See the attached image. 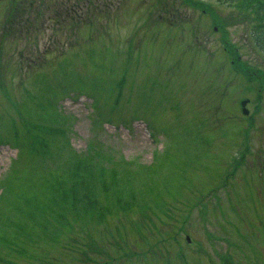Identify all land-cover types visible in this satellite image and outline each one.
Wrapping results in <instances>:
<instances>
[{
	"label": "rangeland",
	"instance_id": "1",
	"mask_svg": "<svg viewBox=\"0 0 264 264\" xmlns=\"http://www.w3.org/2000/svg\"><path fill=\"white\" fill-rule=\"evenodd\" d=\"M252 8L0 0V264H264V48ZM41 141L55 151L33 149ZM105 153L125 160L117 181L104 160L105 182L86 176L94 206L89 194L72 209L64 192L78 183L64 164L74 154L95 170ZM27 195L51 208L24 220Z\"/></svg>",
	"mask_w": 264,
	"mask_h": 264
},
{
	"label": "trees",
	"instance_id": "2",
	"mask_svg": "<svg viewBox=\"0 0 264 264\" xmlns=\"http://www.w3.org/2000/svg\"><path fill=\"white\" fill-rule=\"evenodd\" d=\"M245 2L247 3V1ZM249 2L251 3L253 7L252 8L253 12H255L256 14V22L253 27V29L255 28L254 32L256 33L255 38L258 41V43L262 45V48H264V0H249ZM42 148L45 149L46 152L55 151V148H50L47 144H43V141L35 143V146L33 147V149H36V150H43ZM59 148L60 147H58V150ZM109 156H110L109 153H105L102 156L98 157L97 160L93 164L95 170H93L88 164H86V162H84L85 160H81L80 158L77 157V155H74V154L72 155V158H70L66 162V164H64L62 169H64V171L68 173L70 178L74 179V185L76 182L78 183L77 186L70 187L68 191L64 192L66 197H69L72 194L70 196L73 198L72 203L75 202L74 205L72 206V209H75L76 206L79 203H81L82 199L87 198L89 194L90 195L86 203H88L91 206H94L96 202V194L93 193L92 189H86L85 187L90 183L92 179H94L93 183L101 184L105 182V181H100L102 178H104V172H105V169L107 168L106 162H104V160L111 161V166L107 168L112 177L111 182L117 181V178L115 176H116V173L119 171L118 167H122L123 166L122 161L124 162L125 160L123 158L118 159V160H114V158H112L110 160ZM92 158H94V156H92ZM132 170L129 171L127 169V166L123 167V171L126 173L128 178L137 176L138 171L134 169ZM87 175L90 176L92 179H86ZM47 182L48 181L46 180L44 194H50L51 192V188H49L46 185ZM62 182L63 184H65L64 181ZM72 184L73 182L71 183V185ZM76 187H77V190H75ZM81 187L82 189L80 190ZM83 191L85 192L84 194L81 193ZM24 202L26 203L25 206L19 207V210L20 211L23 210L25 213L24 220L30 219L31 217L30 216L28 217V214L32 213L33 211H34L33 214L38 215L51 208V205L49 204V200L42 201L41 199H37V196L32 197L31 195L29 197V195H27L24 198ZM62 204H65V201H62ZM32 206H35L36 208L33 210ZM39 209H42V210H39ZM61 214H64V213H61ZM24 220L17 218V220L15 221V218H13V221L11 222L12 228L15 230H18V229L24 230V227L22 224H25L26 226L28 224V222Z\"/></svg>",
	"mask_w": 264,
	"mask_h": 264
},
{
	"label": "water",
	"instance_id": "3",
	"mask_svg": "<svg viewBox=\"0 0 264 264\" xmlns=\"http://www.w3.org/2000/svg\"><path fill=\"white\" fill-rule=\"evenodd\" d=\"M246 103H247V100H244V101H243V106H244V107H245ZM245 111H246V110H245Z\"/></svg>",
	"mask_w": 264,
	"mask_h": 264
}]
</instances>
